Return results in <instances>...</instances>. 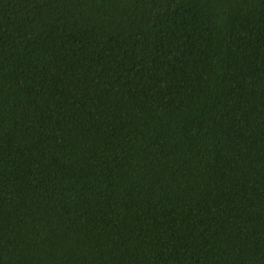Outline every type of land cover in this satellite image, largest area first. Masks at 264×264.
I'll return each instance as SVG.
<instances>
[{
  "label": "trees",
  "instance_id": "trees-1",
  "mask_svg": "<svg viewBox=\"0 0 264 264\" xmlns=\"http://www.w3.org/2000/svg\"><path fill=\"white\" fill-rule=\"evenodd\" d=\"M0 264H264V0H0Z\"/></svg>",
  "mask_w": 264,
  "mask_h": 264
}]
</instances>
